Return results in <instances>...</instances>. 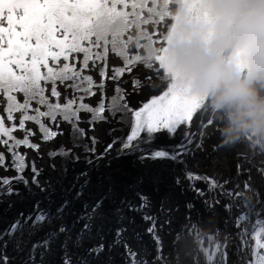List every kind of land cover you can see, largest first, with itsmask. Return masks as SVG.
Wrapping results in <instances>:
<instances>
[{"label": "snow or ice", "instance_id": "6c2138e0", "mask_svg": "<svg viewBox=\"0 0 264 264\" xmlns=\"http://www.w3.org/2000/svg\"><path fill=\"white\" fill-rule=\"evenodd\" d=\"M171 20L160 0H0V264H264V147L220 143L145 54Z\"/></svg>", "mask_w": 264, "mask_h": 264}, {"label": "clouds", "instance_id": "9594fccd", "mask_svg": "<svg viewBox=\"0 0 264 264\" xmlns=\"http://www.w3.org/2000/svg\"><path fill=\"white\" fill-rule=\"evenodd\" d=\"M219 12L212 50L199 43L170 53L176 67L191 72L193 87L214 95V102L227 106L239 130L264 136V96L252 80L264 81V0H216ZM238 50L247 62L249 77H242L235 64L222 55Z\"/></svg>", "mask_w": 264, "mask_h": 264}, {"label": "bare ground", "instance_id": "6f19581e", "mask_svg": "<svg viewBox=\"0 0 264 264\" xmlns=\"http://www.w3.org/2000/svg\"><path fill=\"white\" fill-rule=\"evenodd\" d=\"M215 3L216 0H201L199 7L202 13V20L198 24H192L185 19L186 5L184 4V0H160L162 14L171 16L172 20L170 24L167 21L165 22L162 43H155L151 38L145 42V54L152 60H155L157 56L162 57L169 68L175 70L183 78L188 91L198 99V104L203 106L208 118L213 122V128L216 130L220 143L233 144L234 140H232V137L239 134V132L246 133L249 135L247 137L253 136L254 138L263 140V136L259 133H254L251 130L240 131L238 124L232 118L229 108L214 102L213 94L207 91L195 90L193 87V74L176 67L170 55L177 48L187 49L195 43H199L206 49L212 50L211 42L215 35L216 23L220 15L214 8ZM165 9L167 10L166 12ZM222 55L235 64L237 72L242 77H249L248 64L240 56L238 50L224 49ZM110 59L117 58L110 53ZM252 84L257 89L258 94L264 96V81L253 79ZM234 143H237V141ZM262 147H264V144ZM117 164L126 171H129V168L133 166L134 171L131 172L133 175L140 171V166L133 164L132 157H122L119 161H113V167ZM78 167H82V165H78ZM92 175L93 179H95L96 173L93 172ZM3 223L4 217L0 214V227L3 226ZM17 264H19V260H17Z\"/></svg>", "mask_w": 264, "mask_h": 264}, {"label": "rangeland", "instance_id": "374dc122", "mask_svg": "<svg viewBox=\"0 0 264 264\" xmlns=\"http://www.w3.org/2000/svg\"><path fill=\"white\" fill-rule=\"evenodd\" d=\"M247 136H249V135H247L246 133H241V132H239V134H237V135H235L234 137H232V140H234L233 141V144H234V142L235 141H237V142H239V141H245V142H247L250 146L251 145H259V146H263V144H264V139L262 140V139H260V138H254L253 136H251V137H247ZM262 138H264V136L262 137ZM231 140V141H232ZM132 169V170H131ZM132 171H134V167L133 166H131V168H129V171H127V172H129V173H131ZM146 238V237H145Z\"/></svg>", "mask_w": 264, "mask_h": 264}]
</instances>
